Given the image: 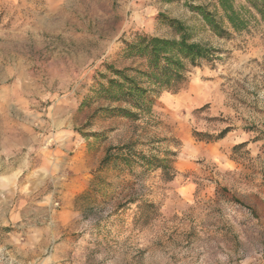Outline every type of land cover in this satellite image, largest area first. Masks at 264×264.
I'll return each mask as SVG.
<instances>
[{"label":"rangeland","instance_id":"obj_1","mask_svg":"<svg viewBox=\"0 0 264 264\" xmlns=\"http://www.w3.org/2000/svg\"><path fill=\"white\" fill-rule=\"evenodd\" d=\"M197 7L216 0H0V264H264V25L219 37ZM173 21L217 58L148 117L104 110L108 66L135 65L137 35L176 37ZM135 143L174 153L176 178L101 171L108 148ZM33 149L53 174L27 195Z\"/></svg>","mask_w":264,"mask_h":264},{"label":"trees","instance_id":"obj_2","mask_svg":"<svg viewBox=\"0 0 264 264\" xmlns=\"http://www.w3.org/2000/svg\"><path fill=\"white\" fill-rule=\"evenodd\" d=\"M197 11L219 37H228L229 30L241 33L251 30L254 25H264V0H216L215 11L210 12L203 7H197ZM172 24L176 31L174 38L137 35L126 44L123 58L135 65L124 69L108 66L111 75H103L105 83H100L98 93L108 104L104 110L130 121L148 117L152 115L159 95L178 92L182 88L191 67L217 58V49L209 44L194 42L182 22L173 21ZM155 150L150 147L148 154L138 152L137 143L110 147L102 161L101 171L115 167L122 173L141 166L160 170L164 181H173L178 172L168 156L174 153L167 152L166 156L160 157L159 151ZM104 182L101 179V183ZM139 201L142 202L138 214L140 218L152 219L157 214V207L135 195L128 200L133 204Z\"/></svg>","mask_w":264,"mask_h":264},{"label":"crops","instance_id":"obj_3","mask_svg":"<svg viewBox=\"0 0 264 264\" xmlns=\"http://www.w3.org/2000/svg\"><path fill=\"white\" fill-rule=\"evenodd\" d=\"M34 82H36V81H34ZM63 132L65 134L66 133L68 134V131H63ZM48 133H50V132H48ZM35 138L36 137H34V139ZM46 145H47V143H46ZM44 148H46V146H44ZM39 151L40 150L35 151L33 149V153H31V157H32L31 165H29V167H28V165H27V167L23 165L22 169H21V175L25 174V177L23 179V182L20 185V191L22 193L23 192L26 193L27 195H33L36 190L44 188L45 185L47 184L48 180H49L48 174H53V169H52L53 164L51 163L49 166L47 155H46V157H44L42 159V162L40 164L36 163V160L34 161V155L38 156L37 152H39ZM91 169L92 168H87L84 173H90L92 171ZM75 180L76 181L74 183L76 185H78V184L80 185V183H81L80 176H76ZM76 188L77 187H75L73 185V186L68 187V190L70 192H72V191L76 190Z\"/></svg>","mask_w":264,"mask_h":264}]
</instances>
